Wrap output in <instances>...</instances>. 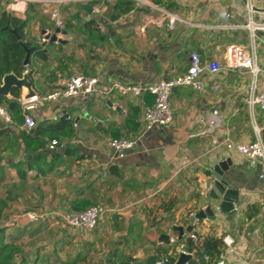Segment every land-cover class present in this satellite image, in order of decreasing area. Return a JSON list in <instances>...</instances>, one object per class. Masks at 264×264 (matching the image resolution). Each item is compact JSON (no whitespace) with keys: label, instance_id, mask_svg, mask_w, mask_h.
I'll list each match as a JSON object with an SVG mask.
<instances>
[{"label":"crops","instance_id":"obj_1","mask_svg":"<svg viewBox=\"0 0 264 264\" xmlns=\"http://www.w3.org/2000/svg\"><path fill=\"white\" fill-rule=\"evenodd\" d=\"M118 1L99 0L74 8L73 22L63 28L67 34L60 35L67 43H47L41 46L46 58L31 57L29 68L35 71V89L42 97L74 74L99 79L93 94L45 103L32 111L39 124L59 123L66 114L72 136L53 138L45 126L29 131L15 121L0 122V228L21 247L19 263L106 264L118 252L130 256L131 264H147L168 250L167 255H178L177 264L182 254L179 247L186 246V240L174 228H186L191 216L219 206L210 197L212 169L231 159L223 180L227 189L238 192L239 212L196 221L198 237L192 242L230 235L244 261L264 264L260 170L226 147L227 141H255L254 127L264 129V110L243 101L253 84L249 71L228 69L224 60L227 49L236 45L264 65V29L244 28L249 22L246 0H172L163 7L148 0L158 9L125 0L133 2V9L112 21L110 14ZM252 3L257 9L254 20L262 23L263 4ZM87 5L101 8L103 14L110 11L106 22L89 14ZM27 12L19 18L26 19ZM170 14L179 17L173 28L167 27ZM37 19L32 18L25 29V43L33 46H38L45 31H55L52 22ZM91 19L98 26L85 27ZM193 52L204 62H221L224 69L206 74L200 91L176 88L173 124L144 132L145 108L154 99L123 96L115 86L174 78L183 73ZM258 85V90L264 89L263 75ZM212 118L218 126L209 133ZM121 137H140L123 158L107 146ZM52 140H58L59 149L64 150H50ZM94 204L107 209L94 230L79 231L61 220L71 210ZM30 213L37 220L30 222ZM172 232L170 244L159 242ZM188 254L191 260L186 264L217 261L201 258L196 250Z\"/></svg>","mask_w":264,"mask_h":264},{"label":"built area","instance_id":"obj_2","mask_svg":"<svg viewBox=\"0 0 264 264\" xmlns=\"http://www.w3.org/2000/svg\"><path fill=\"white\" fill-rule=\"evenodd\" d=\"M83 2L90 3L99 0H0V6L7 3L8 8L16 15L21 17L27 11V8L32 3H43L52 6L50 11V20L55 25L56 29L64 30L65 22L59 11V7L66 5L70 2ZM143 5L158 9L157 6L153 5L148 0H134ZM262 2V13L264 16V0H258ZM253 0H246V9L249 13V22L244 28H248L250 31L255 32L258 29H264V19L262 23H257L254 20V15L257 9L253 5ZM2 7V6H1ZM92 15L103 16L101 8H92ZM179 17L177 15L170 14L168 28H173ZM55 31L46 32V34H53ZM46 34L40 39L39 45L42 46L45 43H50L49 39L46 38ZM61 33L57 35V38H61ZM58 43V42H53ZM225 66L228 69L247 70L253 77V84L250 87V91L247 97L243 98V101L247 103L250 108L259 106L264 110V89L258 90L259 88V77L264 76V65H259L257 57L250 54L245 48L241 46L232 45L230 46L224 57ZM224 69L221 62L212 60L210 62H204L201 56L197 52H193L190 55V59L184 67L182 74L165 80H155L150 83H139V84H117L115 88L123 96L133 95L136 97H143L145 95L151 96L154 99L153 104L146 106L144 112V132H149L154 128H166L173 124L174 113L172 110V96L176 88L179 87H190L195 91H200L204 87L203 77L206 74H217ZM99 79L96 77L84 76L74 74L64 79L61 85L53 92L45 95L38 96L28 101H22L19 99V103L22 106V116L24 129L29 131L34 130L38 127L39 123L32 114V111L41 107L45 103L67 101L70 99H79L82 96L90 95L98 90ZM216 92V90H214ZM66 114L62 115V118L68 119ZM66 117V118H65ZM0 122L11 125L14 123L13 115L4 105L0 104ZM210 133L212 129L218 126L216 118H212L208 122ZM254 130L257 134V139L250 143H233L226 142V147L229 150H235L248 161L253 162L259 167L258 178L264 183V139L262 137V131L264 129L255 126ZM140 140V137L135 139H128L125 137L115 138L108 141L107 146L113 149L119 158H123L126 153L133 150ZM62 144L58 140H52L49 146L50 150L57 151ZM264 194V185L262 188ZM214 216L218 217L221 214V209L217 206L213 209ZM107 214V209L102 204H94L85 210H71L61 216L63 223L69 227H72L79 231H91L98 227L99 223L103 220ZM28 220H37V215L30 213L27 215ZM192 240L197 239V236L192 234L188 236L183 234L181 240ZM223 246L225 252L222 253L221 257L216 261V264H248L244 261L238 251L235 248V239L226 235L223 237ZM182 253H186L185 244L179 247ZM175 256V253L173 254ZM172 256V255H171ZM170 255L161 257L155 264H169ZM209 260L210 257L206 256Z\"/></svg>","mask_w":264,"mask_h":264},{"label":"trees","instance_id":"obj_3","mask_svg":"<svg viewBox=\"0 0 264 264\" xmlns=\"http://www.w3.org/2000/svg\"><path fill=\"white\" fill-rule=\"evenodd\" d=\"M153 4L163 7L168 5L172 0H150ZM133 2L119 0L116 5L113 7V10L110 14V19L115 21L119 18L120 14L127 13L133 9ZM85 11V9H82ZM32 17L28 16L26 19L19 18L13 13H9L5 9H2L0 6V79L10 73L16 74L18 77H22L26 71L24 66V60L26 52L20 44V40L25 43V29L29 25ZM98 21L96 19H91L85 24V27H91L92 25H97ZM16 30L17 34L13 32ZM20 37V40L18 37ZM28 47H33V44L26 42ZM37 50L34 51L33 55L38 56L40 59L46 58V54L42 52V47L37 46ZM32 55V56H33ZM31 63V62H30ZM35 71H32L34 74ZM21 97V90L14 88L11 92L10 97L0 98V104L8 108L12 113L13 119L16 123H23L22 116V106L19 103ZM42 126H45L46 129L52 130V137L59 138L60 135L71 137V124L66 119L60 121L56 124L50 123H40V131ZM38 130V133L40 132ZM37 132V131H34ZM21 174V172H20ZM251 217V215H250ZM223 238H217L215 236H208L202 242L198 240L197 243L191 242L189 249L192 252L196 250L198 256L204 258L209 256L210 260H218L223 251ZM168 250H166L163 255L158 254L149 259L147 264H155L161 256H168ZM22 254L21 247L14 241H9L8 236L5 233L4 229L0 228V264H25V261L18 263V257ZM177 256L170 257V263L174 264ZM133 259L130 256L115 252L106 262V264H131Z\"/></svg>","mask_w":264,"mask_h":264},{"label":"water","instance_id":"obj_4","mask_svg":"<svg viewBox=\"0 0 264 264\" xmlns=\"http://www.w3.org/2000/svg\"><path fill=\"white\" fill-rule=\"evenodd\" d=\"M86 11L89 14H92V7L90 5H87L84 7ZM108 11L106 14L103 16H95L94 18L106 22L108 16H109ZM14 33L17 34L16 30H13ZM46 33V31H45ZM44 33V34H45ZM59 33H62L63 35H66L67 32L66 30H61V29H56L55 32L51 34H46V38L49 39L50 43L53 42H58V44L65 45L67 43L66 40L64 39H58L57 35ZM18 39L20 40V37L17 36ZM20 44L22 45L23 49L26 52L25 60H24V66L26 67V71L22 75V77H18L14 73L6 74L0 79V98L4 97H10L11 92L14 88H18L21 90V100L22 101H28L31 99H34L38 97V92L35 89V81L33 78L32 70L29 68L30 62H31V57L34 53V51L37 50V46L33 47H28L24 42L20 40ZM47 43L43 44L44 46ZM67 117V116H66ZM65 117V118H66ZM64 120V118H62ZM64 148L58 149L56 152H61L63 151ZM232 166V160L231 159H226L220 163H218L213 169L214 173V179H212L211 184H212V189L210 190V197L215 201L219 202V207L221 209V212L224 214H228L230 216H236L237 213L239 212L238 209L236 208V201H237V196L238 192L235 190L227 189L226 188V182L223 180V176L225 172H228ZM208 217L214 218V212H213V207L209 206L205 211H201L197 213L194 216H191L190 218V225L186 228H181V227H175L173 231H176L179 233V238L181 239V236L183 234H187L188 236H191L194 234L195 236L198 237V234L194 230V224L196 221L206 219ZM174 234V232L171 233V235H162L161 238L159 239L160 243H167L170 244L171 242V236ZM192 242V239L189 237L186 240V253H182L180 256V259L177 264H186L191 260V255L188 254L190 251L189 246Z\"/></svg>","mask_w":264,"mask_h":264},{"label":"rangeland","instance_id":"obj_5","mask_svg":"<svg viewBox=\"0 0 264 264\" xmlns=\"http://www.w3.org/2000/svg\"><path fill=\"white\" fill-rule=\"evenodd\" d=\"M84 3L83 2H70L66 5H62L59 7V11L65 21V24H71L74 20V16L72 15V11L74 8L78 7V6H82ZM2 9H5L6 11H8L9 13H13L7 6V3L4 5H1ZM52 9V6L47 5V4H43V3H32L28 6L27 8V13L25 16H30L32 18H38L37 20H40V22L42 23V18L44 19V23L46 24V21H50V11ZM14 14V13H13ZM64 14V16H63ZM16 16V15H15ZM72 17V18H71ZM72 19V20H70ZM77 22V21H76ZM76 25L79 27L81 25V23H76ZM47 26V25H46ZM45 26V27H46ZM40 42V41H39ZM38 46H40L38 44ZM40 96V95H38ZM20 259H18V263H19ZM51 263H54L55 261H50Z\"/></svg>","mask_w":264,"mask_h":264}]
</instances>
